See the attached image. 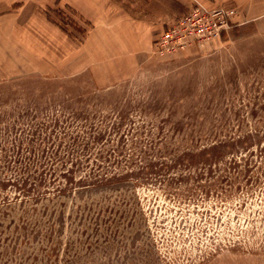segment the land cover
I'll return each mask as SVG.
<instances>
[{"label":"rangeland","instance_id":"1","mask_svg":"<svg viewBox=\"0 0 264 264\" xmlns=\"http://www.w3.org/2000/svg\"><path fill=\"white\" fill-rule=\"evenodd\" d=\"M111 2L138 43L0 21V264H264V0H199L227 25L169 51L194 0Z\"/></svg>","mask_w":264,"mask_h":264},{"label":"crops","instance_id":"2","mask_svg":"<svg viewBox=\"0 0 264 264\" xmlns=\"http://www.w3.org/2000/svg\"><path fill=\"white\" fill-rule=\"evenodd\" d=\"M45 1L48 0H0V21H13L14 26L21 27L33 24L36 16H39L40 5ZM49 1L65 3L75 8L85 18L93 21L100 32L112 31L114 34H122V28H124L132 35L131 42L138 43L139 38H143L139 36V28H141L139 23L123 13L111 0ZM17 2H21V5H15ZM194 2H199V0H194ZM15 6L18 8L15 9ZM43 23L49 27L46 22L43 21ZM104 25H110L111 28L103 27Z\"/></svg>","mask_w":264,"mask_h":264},{"label":"built area","instance_id":"3","mask_svg":"<svg viewBox=\"0 0 264 264\" xmlns=\"http://www.w3.org/2000/svg\"><path fill=\"white\" fill-rule=\"evenodd\" d=\"M232 11L208 9L200 2L181 16L170 29L164 31L155 42V50H175L190 42L218 35L228 23Z\"/></svg>","mask_w":264,"mask_h":264}]
</instances>
